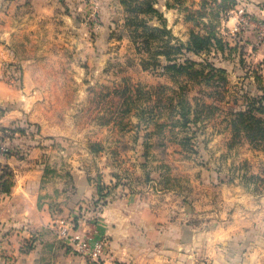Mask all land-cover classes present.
<instances>
[{
    "label": "crops",
    "instance_id": "1",
    "mask_svg": "<svg viewBox=\"0 0 264 264\" xmlns=\"http://www.w3.org/2000/svg\"><path fill=\"white\" fill-rule=\"evenodd\" d=\"M154 7L155 26L187 43L177 10L161 0ZM115 8L113 0H0V131L11 147L0 157V264H92L60 239L61 222L103 239V264H260L261 248L243 239L254 237L264 197L208 166L188 171L186 194L142 181V136L122 151L84 145L85 67L98 72L125 44L111 38ZM240 8L249 28L241 46L261 61L264 0H236L226 28ZM15 127L23 129L10 133ZM99 185L107 195L95 203Z\"/></svg>",
    "mask_w": 264,
    "mask_h": 264
},
{
    "label": "rangeland",
    "instance_id": "2",
    "mask_svg": "<svg viewBox=\"0 0 264 264\" xmlns=\"http://www.w3.org/2000/svg\"><path fill=\"white\" fill-rule=\"evenodd\" d=\"M161 1L182 16L180 31L206 34L212 30L220 41L208 53L180 52L191 61L223 66L228 71H212L203 65H191L186 72L163 71L165 56L175 53L173 46H177L178 36L173 37L165 27L158 31L145 29L144 22L156 27L159 19L139 12L147 9L145 4L113 0L118 20L111 38L125 44L112 47L114 54L98 72L94 71L96 63L85 67L87 104L81 120L84 135L91 140L84 145L92 151L100 146L122 151L135 148L134 141L142 136L141 149L147 153L142 181L176 185L186 194L188 171L208 166L221 172L224 180H235L247 192L264 197V114L253 111L255 117L235 121L238 130L233 126L234 113L242 111L246 104L253 105L256 87L264 86V58L251 60L247 56L252 55L250 48L245 51L241 46L248 24L238 16L234 27L225 26L226 18L233 16L229 14L233 8L230 3L236 0ZM260 32L264 35V31ZM237 54L245 57L238 61ZM256 119L260 123L256 124ZM96 135L101 137L99 142L94 140ZM86 160L95 164L94 159ZM112 160L122 166L130 159ZM254 232V237L246 233L243 242L261 248L260 264H264V202L261 222Z\"/></svg>",
    "mask_w": 264,
    "mask_h": 264
},
{
    "label": "trees",
    "instance_id": "3",
    "mask_svg": "<svg viewBox=\"0 0 264 264\" xmlns=\"http://www.w3.org/2000/svg\"><path fill=\"white\" fill-rule=\"evenodd\" d=\"M132 2H134V4H145L146 6V10L145 11H139L140 13L143 14H153L156 17L159 18V20L161 19V14L158 12V10L154 7V2H152L151 0H130ZM224 1V0H222ZM231 7L235 6V2L231 1ZM225 11L224 9H222L221 12ZM138 13V12H137ZM144 28L145 29H149L152 31H158L160 30V28L164 27H149L145 24L144 22ZM168 34V33H167ZM219 38L216 35V33L212 30H209L208 32H206V34H199V33H194L191 32L190 33V37L187 43L183 44L180 42H177V46H173V49L175 51V53L171 54V55H167L165 56V64L162 65V69L163 71H173V72H186L188 71V68L191 67V65H203L201 63H197L195 61H191V59L186 55L185 53H192L194 55H200L202 52L208 53L209 48L211 46H215L218 47L219 45ZM180 51H184L185 53H182ZM185 56V58L181 61V62H176L177 60H179L181 57ZM156 62V60H154V63ZM204 62V61H203ZM205 65H203V67H207L209 68V70L212 71H219V72H224L225 70L222 68H217L214 67L211 63H204ZM17 80H19V77L17 76L16 78ZM257 88V93L252 96V103L253 105H248L246 104V106L243 108V110L241 111H236L234 113V119H233V126H234V130H238L240 127L235 123V121L242 119L243 117H249V118H253L255 117V114H264V86H258ZM256 112L254 113V115H252V112ZM255 119V118H254ZM262 121V120H261ZM255 123L258 124L260 123L259 120H255ZM263 123V121H262ZM264 126V125H263ZM23 128L21 127H15L14 129L10 130V133L14 132V131H22ZM6 136L9 137V135L6 134ZM98 191V199L96 200L95 203H100L101 200H103L107 193L103 192V188L99 185L97 188ZM117 264H123V263H117Z\"/></svg>",
    "mask_w": 264,
    "mask_h": 264
},
{
    "label": "built area",
    "instance_id": "4",
    "mask_svg": "<svg viewBox=\"0 0 264 264\" xmlns=\"http://www.w3.org/2000/svg\"><path fill=\"white\" fill-rule=\"evenodd\" d=\"M237 14L244 23L248 24L244 8L238 9ZM259 27L261 31H264V26L261 23H259ZM7 133V131H0V157L11 153ZM58 235L66 245L86 261L92 264H103L106 249L103 239L96 238L92 232L81 234L74 230L72 224L66 222H61L58 227Z\"/></svg>",
    "mask_w": 264,
    "mask_h": 264
}]
</instances>
